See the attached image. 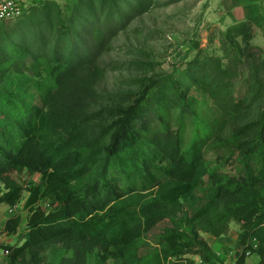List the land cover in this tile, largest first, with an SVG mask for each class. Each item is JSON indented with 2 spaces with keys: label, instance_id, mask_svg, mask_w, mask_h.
<instances>
[{
  "label": "trees",
  "instance_id": "1",
  "mask_svg": "<svg viewBox=\"0 0 264 264\" xmlns=\"http://www.w3.org/2000/svg\"><path fill=\"white\" fill-rule=\"evenodd\" d=\"M151 3L72 0L62 9L47 1L42 16L0 28V204L24 200L28 211L25 240L6 246L7 264L55 242L71 252L67 264H89L97 248L103 261L195 264L197 255L225 264L203 231L219 237L231 220L240 223L231 264H264V108L229 124L244 117V104L264 86L258 49L248 37L250 84L236 98L226 74L206 67L158 79L131 104L123 98V110L94 107L83 94L98 96L80 77L101 63L109 40L104 29L124 26ZM242 27L246 32L252 23ZM206 81L213 85L212 105L188 95ZM31 91L39 103L31 101ZM211 144L236 161L235 173L206 159ZM182 199L192 215L177 216ZM166 220L153 237L145 235ZM20 221L9 217L5 230L16 233Z\"/></svg>",
  "mask_w": 264,
  "mask_h": 264
},
{
  "label": "rangeland",
  "instance_id": "2",
  "mask_svg": "<svg viewBox=\"0 0 264 264\" xmlns=\"http://www.w3.org/2000/svg\"><path fill=\"white\" fill-rule=\"evenodd\" d=\"M47 1L58 3L62 9L72 6V0H28L26 5L29 8L14 18L0 19V28L24 24L29 19L42 16L43 3ZM263 9L264 0H153L143 12L129 16L124 21V26L117 24L114 30L104 29L109 40L108 46L100 53L101 63L90 66L80 77V80L90 81L95 86L94 89L98 92L95 94L98 96L92 100L94 92L84 91L83 94L88 95V102L94 107L120 106L123 110L128 104L120 103L123 98L132 103L158 79L177 76L184 78L186 72L206 67L226 74L232 81L233 97L236 98L244 94L250 84L248 68L245 66L246 37L250 45L258 49V61L261 63L259 77L264 81ZM245 20H249L252 27L243 32L242 23ZM211 83L206 81L200 86L190 87L188 95L193 99H206L212 105L213 97L209 92L213 90ZM257 90V94L248 98L250 102L244 104V117L229 121L230 126L246 120L245 118L255 117L264 108V86ZM111 93L123 97L118 102L115 97H108ZM30 99L39 103L40 95L31 91ZM187 121H190L189 118ZM224 149H217L211 144L205 149L206 159L223 172L235 173L238 164L227 158L228 154ZM27 178L23 174L20 179L24 182ZM33 178L37 180L39 175ZM26 195L27 191L24 192V198ZM193 200L198 206L203 203L198 197ZM42 203L46 204L47 200ZM185 212L192 215L193 208L182 199L177 216L180 217ZM13 215H19L21 221L17 232L9 233L5 230V222ZM27 219L28 211L24 208V200L15 206L0 204V264H7L8 254L4 253L7 245L23 244ZM167 224L169 221H162L150 228L145 235L148 233L149 237H153ZM229 226L228 233L219 237L203 231L204 237L224 258L231 255V252H227L228 247L236 245L240 223L231 220ZM98 253L97 248L90 256L89 264H127L113 258L103 261ZM69 257L71 252L61 243L55 242L34 248L17 264H67ZM185 262L184 260L183 264Z\"/></svg>",
  "mask_w": 264,
  "mask_h": 264
},
{
  "label": "built area",
  "instance_id": "3",
  "mask_svg": "<svg viewBox=\"0 0 264 264\" xmlns=\"http://www.w3.org/2000/svg\"><path fill=\"white\" fill-rule=\"evenodd\" d=\"M28 0H0V19H11L22 12ZM4 253H8L5 249Z\"/></svg>",
  "mask_w": 264,
  "mask_h": 264
},
{
  "label": "crops",
  "instance_id": "4",
  "mask_svg": "<svg viewBox=\"0 0 264 264\" xmlns=\"http://www.w3.org/2000/svg\"><path fill=\"white\" fill-rule=\"evenodd\" d=\"M207 240V239H206ZM237 240H238V238H237ZM208 241V240H207ZM236 243H237V241H236ZM211 245V244H210ZM212 246V245H211ZM234 246V247H233ZM232 247H228L229 248V252H231L230 254V257L229 258H227V257H223V256H220V254H219V252L218 251H216L215 249H214V247H213V249L219 254V257L222 259V261L225 263V264H231L233 261H234V253H235V246L236 245H233ZM227 251V252H228ZM194 258H195V264H207V263H205V262H203L202 260H201V258L199 257V256H194ZM249 262H250V257H249Z\"/></svg>",
  "mask_w": 264,
  "mask_h": 264
}]
</instances>
